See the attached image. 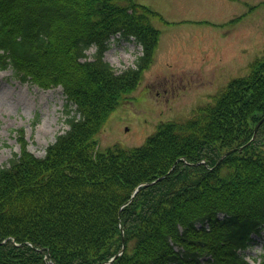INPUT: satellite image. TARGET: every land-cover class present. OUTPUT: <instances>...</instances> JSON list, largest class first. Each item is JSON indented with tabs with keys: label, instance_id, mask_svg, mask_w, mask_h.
<instances>
[{
	"label": "trees",
	"instance_id": "16d2710c",
	"mask_svg": "<svg viewBox=\"0 0 264 264\" xmlns=\"http://www.w3.org/2000/svg\"><path fill=\"white\" fill-rule=\"evenodd\" d=\"M156 15L134 0H0V69L74 105L41 157L16 130L0 166V264H106L122 246L109 264H251L239 251L264 228V57L186 120L98 150L153 60ZM115 34L141 48L120 70L104 57Z\"/></svg>",
	"mask_w": 264,
	"mask_h": 264
},
{
	"label": "rangeland",
	"instance_id": "374dc122",
	"mask_svg": "<svg viewBox=\"0 0 264 264\" xmlns=\"http://www.w3.org/2000/svg\"><path fill=\"white\" fill-rule=\"evenodd\" d=\"M134 1L159 14L150 19L159 31L158 43L139 85L120 99L95 135L99 151L114 144L139 146L160 122L186 120L233 78L248 74L254 59L264 57V0ZM93 50H86L88 58ZM140 53L135 39L115 34L104 57L120 70ZM73 109L61 86L41 88L10 67L0 69V166L19 151L18 129L27 149L43 156L68 128ZM252 237L241 251L250 262L264 249V228Z\"/></svg>",
	"mask_w": 264,
	"mask_h": 264
},
{
	"label": "water",
	"instance_id": "95a60500",
	"mask_svg": "<svg viewBox=\"0 0 264 264\" xmlns=\"http://www.w3.org/2000/svg\"><path fill=\"white\" fill-rule=\"evenodd\" d=\"M258 124H259V123H257V124L255 125L254 131L256 130V128H257V126H258ZM228 152H229V151H227L225 154H227ZM225 154H224V155H225ZM224 155H222V156H221V157L218 159V161H217V162H219V161L222 159V157H223ZM159 179H161V177H158V179H157V180H159ZM115 256H116V255H115ZM115 256H114V257H115ZM110 260H111V259H110ZM108 262H109V261H108Z\"/></svg>",
	"mask_w": 264,
	"mask_h": 264
}]
</instances>
